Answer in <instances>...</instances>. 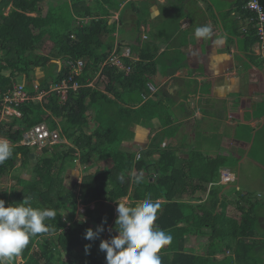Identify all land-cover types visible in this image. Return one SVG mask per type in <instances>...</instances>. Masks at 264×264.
<instances>
[{
  "label": "trees",
  "instance_id": "1",
  "mask_svg": "<svg viewBox=\"0 0 264 264\" xmlns=\"http://www.w3.org/2000/svg\"><path fill=\"white\" fill-rule=\"evenodd\" d=\"M51 1L55 5H51L43 17L42 4L45 0H0V115L2 101L16 78L24 76L30 79L36 68H51L52 73L47 78L51 81L56 78L52 82L56 85L71 76L68 63L80 60L86 62L82 75L73 79V83L80 84L81 88L70 90L65 102L61 103L60 96L51 92L43 102L29 101L17 105L20 118L11 117L8 122H0V137L8 140L13 147L11 158L0 165V200L5 201L7 207L27 199L34 208L56 212L55 218L45 221L48 232L32 237L22 254L8 264H19L18 257L22 259L20 264H106V254L99 249V244L105 240L108 225L111 224L112 229L118 233V225H115L117 216L112 204L117 205L124 198L130 201L127 204L129 206H135L145 199L155 203L159 199L165 201L158 203L160 208L155 221L158 229L172 237L170 245L161 249L162 264H212L217 253L231 249L234 256L225 257L219 264H264V200L251 202L247 210L241 208L242 215L238 221L226 219L221 210L216 212L204 207L198 208L202 214L195 216V209L168 200L170 196L164 190L167 182L164 164L168 152L160 153L161 158L155 164L145 163L144 159L135 163L134 153L118 151L132 122L131 117L149 107L145 105L135 111L126 109L122 104L123 101L128 103L123 96L132 95L139 102L142 95H147V81L139 79L138 83L134 82L135 77L139 78V73L143 74L139 70L142 65L125 60L132 69L128 77L121 71L106 67L101 74L106 81L105 92L99 90L98 86L88 87L91 75L99 71L113 50V38L110 37L116 24H108L106 19L77 22V17H92L86 3H74L71 9L68 5L63 8L55 0ZM100 3L110 9L115 6L112 0H102ZM244 4L245 1L239 4L238 12L242 18L250 17L251 14L243 8ZM261 4L264 7V0H261ZM7 8L9 11L6 14ZM100 9L108 13L106 8L101 6ZM99 32L103 33L102 38L109 37L110 43L100 40ZM245 34L247 48L258 42L253 29ZM46 38L51 45L47 56L37 54L38 48L33 46L27 49L25 45L28 42L38 45L44 43ZM53 60L62 63L57 76L53 71L57 67L52 63ZM7 72L9 75H6ZM50 80L40 83V90L48 91ZM132 96L131 101L134 98ZM88 111L93 115V122L98 124L90 133ZM41 123H45L51 131L60 128L63 136L72 143V148L64 144L54 145L53 150L45 147L36 164L30 166L28 162L31 160L32 149L22 146L21 141L25 132ZM98 149L105 161L113 162V167L84 176L75 192L74 184L66 181L67 168L73 165L77 151L80 152L81 162L85 164L97 158ZM21 161L23 163L20 167L25 169L28 178L13 175ZM208 164L212 170L223 166V163L215 161ZM133 169L137 174L132 182L129 174ZM155 173L157 177L151 182ZM139 175L143 176V181L135 183V177ZM8 177L15 180V184L9 187L2 182ZM215 181V178L212 179V182ZM92 204H95L94 209L90 208ZM79 205L83 206L81 219L88 217L84 222L77 218ZM192 219L195 222L189 224ZM180 223H183V227L179 226ZM98 227L104 228L98 238L84 239L87 229L95 232ZM206 227L208 232L204 235L209 237L206 245L209 259L203 263L187 252L184 237L189 233L202 234L200 231ZM258 237L262 240H256ZM86 245H90L88 253L85 252ZM34 246L37 247L35 251Z\"/></svg>",
  "mask_w": 264,
  "mask_h": 264
},
{
  "label": "crops",
  "instance_id": "2",
  "mask_svg": "<svg viewBox=\"0 0 264 264\" xmlns=\"http://www.w3.org/2000/svg\"><path fill=\"white\" fill-rule=\"evenodd\" d=\"M80 1L82 0H55L63 8L68 5L71 9L74 3ZM244 1L112 0L115 3L114 8L110 9L105 5L108 13L95 11L92 17L76 19L77 22L82 20L84 23L106 19L108 24H116L110 37L113 38V50L101 64L99 71L94 76L91 75L88 87L98 86L99 90L105 92L106 81L101 74L106 67L123 72L125 77L131 74L132 69L125 62L130 60L128 58L122 59L124 68L107 65L113 53L121 55L130 50V61L142 65L139 70L143 74L139 73V78L135 77L134 82L138 83L139 79L146 80L147 95H142L139 102L132 95L123 96L128 103L123 101L122 104L126 109L135 111L145 105L149 107L131 117L132 122L119 144L118 151L134 153L135 163L144 159L145 163L155 164H158L161 158L160 153L168 152L164 164L167 171L164 190H167L170 196L168 200L195 209V216L202 214V211L197 209L204 207L216 212L221 210L226 219L238 221L232 214V208L241 212V208H246L247 205L250 207L255 192H258L253 190V187L243 190L238 178L242 183L243 175L249 173L250 168L255 169L254 178L264 177V62L256 53V44L247 48L245 31L253 27L248 24L245 29L243 18L238 12L239 4ZM51 5H55L51 0L43 2V17L49 12ZM8 11L9 8L6 9V14ZM199 26L211 28L210 38L199 39L194 36V30ZM102 35L103 33L99 32L98 38L110 43L109 37L102 38ZM27 44L29 42L25 43ZM31 45L39 49L37 54L43 56L48 55L51 47L47 38L44 43ZM52 63L57 65L53 69L56 75L62 63L59 60H53ZM85 63L82 60L68 63L71 76L56 85L52 84L56 78L52 81L47 78L49 73H52L51 68H36L30 79L22 76L19 83V77L13 80L12 88L6 95L15 87H21L24 94L30 97L26 102H43L49 93L56 92L63 103L70 90L77 91L81 88L80 84L73 83V79L82 75ZM126 68L130 71L127 72ZM75 71L79 72L76 76ZM6 75H9V72ZM46 80L51 82L49 90H40V83ZM115 86L121 90L118 84ZM109 96L114 98L111 94ZM131 96L134 97L133 101ZM2 110L3 106L0 122L10 121L11 117L3 118ZM92 117V113L88 111L87 118L91 121L88 133L94 131L98 125L93 122ZM54 131L60 134V142L57 144L72 148V143L63 136L60 128ZM53 146L46 147L53 150ZM29 147L34 153L30 159L35 158V163H30V166H34L40 156L35 154V150L45 147ZM96 152L97 158L84 164L80 160V152L77 151L73 165L67 168L66 181L74 184L75 192L84 176L113 167V162L103 159L100 149ZM229 154L235 157L228 158ZM242 159L243 161H240ZM212 161L221 162L223 166L204 174L199 171ZM245 161L248 162L247 171L239 174V168L241 169ZM238 162L239 168L236 170ZM250 163L254 166L251 167ZM192 173L193 177L198 175L197 181L191 180ZM136 174L135 169L129 174L132 182ZM154 175L156 176L150 179L151 182L156 179L157 173ZM214 178L216 181L212 182ZM206 179L211 180L207 182ZM257 199L264 200V183L262 193L255 201ZM124 200L126 202H123ZM127 202V198L121 201ZM156 202L165 201L159 199ZM112 206L117 216V205ZM90 208L94 209L95 204L90 205ZM78 210L83 212V206L79 205L77 209V214H82ZM86 219L88 217L84 220ZM193 222L195 220L192 219L189 224ZM201 222L203 223V220ZM182 224L179 226L183 227ZM200 232L202 234L189 233L184 237L185 248L196 259L206 263L204 260L209 259V250L206 248L209 237L204 235L208 232L207 227ZM117 234L110 224L106 228L105 240ZM36 248L33 247L34 251ZM220 248L223 249L221 246ZM227 256H234L232 249L217 253L212 264H219ZM21 262V257H18V263Z\"/></svg>",
  "mask_w": 264,
  "mask_h": 264
},
{
  "label": "clouds",
  "instance_id": "3",
  "mask_svg": "<svg viewBox=\"0 0 264 264\" xmlns=\"http://www.w3.org/2000/svg\"><path fill=\"white\" fill-rule=\"evenodd\" d=\"M194 36L207 39L211 28L199 26ZM13 147L6 139H0V165L11 158ZM143 176L135 177V183H141ZM160 205L151 199H145L135 206L117 203L115 225L118 234L107 240H101L99 249L106 254V264H162L161 249L170 245L172 237L155 226ZM56 217L52 209H39L31 206L29 200L5 206L0 200V264H8L14 257L20 256L29 245L32 237L48 232L45 221ZM81 222H84L82 217ZM104 231L98 227L94 232L87 229L84 239L98 238ZM90 245L85 246L88 253Z\"/></svg>",
  "mask_w": 264,
  "mask_h": 264
},
{
  "label": "built area",
  "instance_id": "4",
  "mask_svg": "<svg viewBox=\"0 0 264 264\" xmlns=\"http://www.w3.org/2000/svg\"><path fill=\"white\" fill-rule=\"evenodd\" d=\"M246 7L244 9L248 11L250 16L249 25H251L258 38V56L264 61V7L261 5L260 0H245ZM256 44V45H257ZM123 58H130V50H126L123 54L117 55L113 53L108 61V66H115L117 68H124ZM81 65V63H79ZM74 67V65H73ZM127 72L130 71L126 68ZM75 76L79 74L78 71L74 72ZM30 100V97L24 94L21 87H15L8 95L3 99V118L21 116L20 112L15 108L17 105L22 104ZM60 142V134L57 131H51L45 124H38L33 127L29 132L25 133L21 144L23 146H34L43 148L46 146H52Z\"/></svg>",
  "mask_w": 264,
  "mask_h": 264
},
{
  "label": "rangeland",
  "instance_id": "5",
  "mask_svg": "<svg viewBox=\"0 0 264 264\" xmlns=\"http://www.w3.org/2000/svg\"><path fill=\"white\" fill-rule=\"evenodd\" d=\"M82 1L88 5V7L90 8V11L92 13L95 12V11L104 12L103 10L100 9L101 6L105 8V6H103V4H101V3L97 2V1H95V2H92V1L89 2L88 0H86V1L82 0ZM244 7H246V4H244L243 8ZM243 22L245 23V26H246L245 29H246L248 24L251 23L250 22V17L249 16H245L243 18ZM247 32H248V30L245 31V33H247ZM30 43L26 45L27 49L32 47V45H31L32 43L31 44ZM256 53L258 54V44L256 45ZM17 81H18V83L21 82L20 77L18 78ZM30 154L32 155L34 153L31 152ZM35 154L36 155L41 154V150L36 149L35 150ZM231 157L234 158L235 156L233 154H229L228 158H231ZM227 160H229V159H227ZM240 161H243V159L240 160ZM239 162L237 163L236 170L239 168V166H238ZM30 163H31V165H33L35 163V158L34 157H32V160H30V162H28V165H30ZM20 164L21 163L19 162V164L17 165V166H19V169H17L15 172H13V175L14 174H18V175H20L23 178H28L29 175L26 173L25 169L20 167ZM247 165H248V162L245 161V164L242 165L241 169L239 168V174L244 173V172L247 171ZM250 166L253 167L254 165L252 163H250ZM210 170H211V168H210V166L208 164L203 166V168L199 169V171L201 173H203V174L205 172H210ZM236 170H235V172H236ZM249 173H250V175H249ZM249 173H246V174L243 175L244 181L242 183H241L239 178H238V181L241 184V187H242L243 190H247V188L251 189L253 187L254 188L253 190H257L258 191V192H255V194H254V199L252 201V202H254L255 199L258 197V195H260L262 193V184L264 183V177H255L254 178L255 169H252V168H250ZM190 176H191V180H196L197 181V179L199 178L198 175L193 177V173H192V175L190 174ZM2 182H3V185H5L7 187L15 184V180L13 178H11V177L3 179ZM218 198H220V197L218 196ZM250 198H251V196H250ZM257 201H258V199H257ZM261 201H263V200H261ZM123 202H126V200H124ZM129 202H127L125 204H128ZM218 202H220V201L218 200ZM247 208H249V205H247V207L245 209L247 210ZM78 212L81 213L82 211L78 210ZM232 214L235 215L236 219L240 220L242 212H239L236 208L233 207L232 208ZM79 216H80V214H77V218H79ZM83 218L85 219L86 217H83ZM262 227H264V226H262ZM256 240H262V238L258 237V239H256Z\"/></svg>",
  "mask_w": 264,
  "mask_h": 264
}]
</instances>
